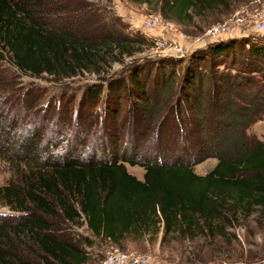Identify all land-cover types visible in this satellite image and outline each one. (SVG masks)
Instances as JSON below:
<instances>
[{"label":"trees","instance_id":"1","mask_svg":"<svg viewBox=\"0 0 264 264\" xmlns=\"http://www.w3.org/2000/svg\"><path fill=\"white\" fill-rule=\"evenodd\" d=\"M45 1L0 0V63L65 86L45 99L0 67V160L12 172L0 186V203L12 213L0 215V264H32L16 253L17 238L38 246L43 264H86L80 245L59 233L82 218L95 237L116 245L160 234L224 238L255 213L264 222V144L247 142L257 105L242 91L255 74L264 80V39L138 60L128 75L104 79L112 63L150 46L148 38L127 35L118 20L101 23L89 0H65L76 15L54 26ZM128 1L183 22L225 4ZM238 57L237 73L219 71ZM85 74L100 81L71 87ZM212 158L214 169L197 174ZM127 165L144 168L143 180Z\"/></svg>","mask_w":264,"mask_h":264},{"label":"rangeland","instance_id":"2","mask_svg":"<svg viewBox=\"0 0 264 264\" xmlns=\"http://www.w3.org/2000/svg\"><path fill=\"white\" fill-rule=\"evenodd\" d=\"M88 3L92 5L93 12L98 15L101 23H106L112 27L113 22L118 20L121 23V26L117 24L118 29L127 35L146 37L150 42V46L145 47L144 51L138 54L133 61L131 58H125L112 63V66L106 68L108 72L101 74L100 77L104 79L128 75L134 61L149 60L163 54L160 49L163 51L164 49L158 47V44L150 37L151 34L166 38V49H172L176 43H180L179 41L188 43L182 44L185 53L184 56L180 57L184 58L194 51L208 48L210 45L221 41V39L212 40L206 35L207 31L216 24L227 25L233 31L231 32L233 35L225 36L224 41L229 38L241 39L245 37L264 39V36L253 30L254 20L259 14L258 12H264V0H225V4L217 10L203 13L194 12L193 19L187 22L164 18L160 7H149L146 4H137L128 0H111L110 3L89 0ZM44 4H47V6L43 10V14L46 20L54 26L59 27L67 16L76 15L75 8L68 6L65 0H46ZM155 15L160 17L164 24L170 25L163 30V35L159 29L151 32H147L145 29V21ZM184 36L187 38L185 42L182 41L185 40ZM241 61L243 59L238 57L237 64H235L231 58L225 66H221L219 71H224L227 68V71L234 75L237 73L238 69L236 68ZM0 67L7 69L11 76H15V81L21 89L34 90L44 95V97L46 96L45 99L65 87L49 75L36 79L18 73L12 65L6 62L0 63ZM100 77L85 74L73 80L71 87H82L99 82ZM252 77V81L248 82L242 90L257 105L254 112L248 113L250 118L255 120L247 131L249 145L253 142L264 144V80L259 73ZM153 91L155 90L152 87L151 92ZM174 94L171 95L175 96ZM254 114L255 116H253ZM151 138V140H157L156 136H151ZM145 151L146 149L142 150L141 155H144ZM217 163V159H207L197 165L195 171L197 174L204 176L213 170ZM127 167L130 173L143 180L144 168L139 165L134 167L127 165ZM11 176L12 172L8 165L0 160V186L8 184ZM1 214L12 213L0 203ZM59 233L73 239L75 243L80 245L88 258L86 264H104L108 252L114 249L119 250L130 261L139 256L145 257L149 260V264H264V222L259 213H255L248 219L241 218L228 227L226 237H218L214 240L204 236L191 240L178 235L163 240V234H160L154 240L148 237L144 240L128 238L122 244L116 245L95 237L88 230L84 218L78 224L63 223ZM13 243L16 253L26 261L32 264H43L42 257L44 253L38 246L29 243L24 238H17Z\"/></svg>","mask_w":264,"mask_h":264},{"label":"built area","instance_id":"3","mask_svg":"<svg viewBox=\"0 0 264 264\" xmlns=\"http://www.w3.org/2000/svg\"><path fill=\"white\" fill-rule=\"evenodd\" d=\"M258 13L259 14L255 17L254 20L253 30L257 34L264 36V12L260 11ZM167 26L170 25H167L166 23L164 24L161 18L156 15L151 16L147 21H145V29L147 30V32H151L159 29L160 33L163 35V30ZM231 32H233L232 29L228 28L227 25L223 26L221 24H216L214 25V27H212L207 31L206 35L208 38L210 37V39L212 40H219V39L223 40L225 36L227 37L228 35L229 37L230 34L233 35V33ZM150 37L154 40L156 44H158L159 48L161 47L164 49V51L160 49V51L163 52V54H161L162 56H166V57L184 56L185 48L182 46V44H188V43H183L179 41L180 43L179 44L176 43L172 49H166L167 48L166 38H160L159 36L152 34L150 35ZM184 38L185 40L182 41L185 42L187 38L185 36ZM104 264H149V260L145 257L139 256L130 261V259L122 255L119 250L114 249L113 251L108 252L107 260L105 261Z\"/></svg>","mask_w":264,"mask_h":264}]
</instances>
